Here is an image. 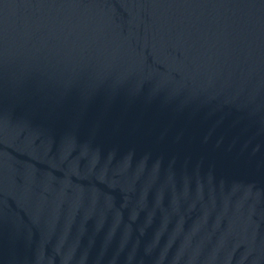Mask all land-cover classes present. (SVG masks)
I'll return each mask as SVG.
<instances>
[{
  "label": "water",
  "instance_id": "water-1",
  "mask_svg": "<svg viewBox=\"0 0 264 264\" xmlns=\"http://www.w3.org/2000/svg\"><path fill=\"white\" fill-rule=\"evenodd\" d=\"M0 264H264V0H0Z\"/></svg>",
  "mask_w": 264,
  "mask_h": 264
}]
</instances>
